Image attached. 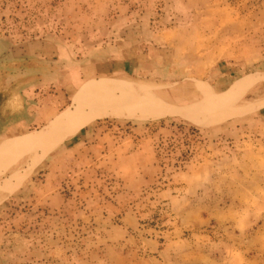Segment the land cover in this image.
Instances as JSON below:
<instances>
[{
  "label": "rangeland",
  "instance_id": "obj_1",
  "mask_svg": "<svg viewBox=\"0 0 264 264\" xmlns=\"http://www.w3.org/2000/svg\"><path fill=\"white\" fill-rule=\"evenodd\" d=\"M122 14L169 45L150 52L141 43L147 61L184 76L187 67L190 87L215 84L214 94L200 86L202 102L264 74V0H0V37L86 41L97 24ZM263 81L234 103L251 109L200 125L170 116L117 129L98 120L119 141L103 155L91 152L86 169L65 160L53 172L54 155L75 139L61 143L23 182L54 183L64 202L38 204L33 188L10 197L0 213L6 264H264ZM156 91L163 98L160 85ZM29 159L18 156L3 168L0 188L16 190L5 179Z\"/></svg>",
  "mask_w": 264,
  "mask_h": 264
},
{
  "label": "crops",
  "instance_id": "obj_2",
  "mask_svg": "<svg viewBox=\"0 0 264 264\" xmlns=\"http://www.w3.org/2000/svg\"><path fill=\"white\" fill-rule=\"evenodd\" d=\"M97 25L98 28L95 29L97 32L91 38L88 37V40L83 41L82 39L80 42L74 37L66 40L64 36L32 40L0 37V144L5 142L9 144L13 141L18 143L21 140L32 138L21 144L22 146L14 152H10V150L0 152V171L11 166L18 156L30 158L26 169L11 173L5 179V182L7 180L6 184H14L17 188L21 185L45 157L55 150L53 149L42 156L44 152L43 136L62 135L65 129L56 132L53 127H59L66 116L74 114V111L81 108L86 102L94 105H106L105 109H108L107 107L114 100L125 97H144L157 101L159 97L156 95V90L160 85V89L165 92L162 93L163 98L160 97L159 100L163 101L166 107L186 111L194 105L216 102L237 90V81L232 84L233 81L229 84V86L232 85L228 86V90H226L227 87L220 91L221 93L226 90L222 96L202 102L200 86H204V90L206 88L214 94V91L219 92L214 83L200 81L197 83V88L196 85L190 87V75L187 74V67L183 70V73L186 74L184 76L173 68L164 70L162 66H159L161 61L151 63L145 59H151L152 48L155 49V52H159L169 46L161 41L160 33H151L149 27H146L143 22L132 21L131 17L124 14L118 17L115 23L108 26L101 22ZM141 29L144 31L142 35L139 32ZM141 43L151 46L149 53H141ZM245 79L248 77L243 80ZM263 80L264 78L258 82ZM162 84L166 87L162 88ZM256 84L258 83L254 85ZM192 93L197 96L196 101H192ZM86 110L89 111L90 108ZM137 116L108 114L94 118L72 137L63 140L62 143L75 139L74 144L64 150L60 149V152L54 155L53 161L58 162L55 164V168L58 170H53V172H62L60 168H64V166H60V164L65 160L68 161L71 169L74 166L78 169H86L91 164L90 159L93 155L90 156L91 152H97L95 155L97 157L99 152L103 155L102 153L106 149H114L115 143L119 141V136L111 135L113 129L104 134V129H98L94 125L95 122L103 119V126L116 123V128L119 129V124L124 121L153 119ZM170 116L188 121L182 115H166L159 118ZM102 135L107 138H103L106 145L102 144L103 147L99 150ZM88 141H96V144L86 146L89 151L82 156H76L75 153L82 150L83 144ZM21 173H26V176L20 183H17L15 175ZM29 180L28 177L22 183L23 187L16 188L11 192L0 188L1 214H3V206L10 197L18 190L22 191L26 188H33L36 193L34 199L38 204H47L49 199L54 204L64 202L62 196L55 191L58 187L54 183L47 182L46 187H40ZM10 181L12 182L9 183ZM46 190H51V192L45 194ZM7 254L6 237L0 230V264H6Z\"/></svg>",
  "mask_w": 264,
  "mask_h": 264
},
{
  "label": "bare ground",
  "instance_id": "obj_3",
  "mask_svg": "<svg viewBox=\"0 0 264 264\" xmlns=\"http://www.w3.org/2000/svg\"><path fill=\"white\" fill-rule=\"evenodd\" d=\"M264 75L257 74L253 80H251L245 86L237 89L236 91L228 94L224 98L213 102L204 108L198 109L193 112H182L176 108H170L169 106H165L164 102L162 103L159 98L156 100L147 99L144 97H125L122 99L114 100L107 108L105 109L106 105H94L92 103L86 102L81 108L74 111V114H70L66 116L62 120V123L58 126H54L53 130L56 132H60L65 129V132L60 136H43L42 144L44 148V154L49 153L53 149H56L63 140L72 137L76 134L82 127L88 124L91 120L98 117H103L106 115H121V116H137L141 115L143 118H159L164 117L166 115H183L184 117L188 118L190 121L195 123L200 122H209L218 117H224L229 115L230 113L239 112V111H246L251 107H236L234 103L242 97L249 88L257 83L259 80L263 79ZM145 95V94H144ZM143 95V96H144ZM152 97V96H151ZM264 105V103H262ZM90 108L89 111L86 109ZM72 113V112H71ZM138 117V116H137ZM51 128V126H50ZM51 130V129H50ZM52 132V131H50ZM45 133V132H44ZM53 133V132H52ZM49 134V133H48ZM45 135V134H44ZM32 138H28L25 140H21L20 142H8L0 144V152L2 151H9L14 152L21 144L27 142V140H31ZM19 141V140H18ZM17 143V144H16ZM11 145V146H10ZM9 152V153H10ZM41 156V157H42ZM38 161V160H37ZM26 173H21L15 175V179L17 183H20ZM10 181L9 183H11Z\"/></svg>",
  "mask_w": 264,
  "mask_h": 264
},
{
  "label": "trees",
  "instance_id": "obj_4",
  "mask_svg": "<svg viewBox=\"0 0 264 264\" xmlns=\"http://www.w3.org/2000/svg\"><path fill=\"white\" fill-rule=\"evenodd\" d=\"M215 85V84H214Z\"/></svg>",
  "mask_w": 264,
  "mask_h": 264
}]
</instances>
